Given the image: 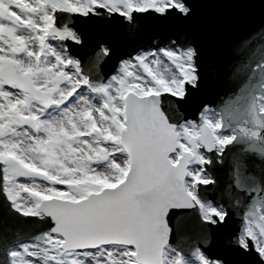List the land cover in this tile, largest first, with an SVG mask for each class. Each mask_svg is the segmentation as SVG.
<instances>
[{
    "label": "snow or ice",
    "instance_id": "obj_1",
    "mask_svg": "<svg viewBox=\"0 0 264 264\" xmlns=\"http://www.w3.org/2000/svg\"><path fill=\"white\" fill-rule=\"evenodd\" d=\"M193 15L0 0V264H264V22L217 51L223 92L197 103L196 42L145 46L140 24ZM101 21L127 50L81 57Z\"/></svg>",
    "mask_w": 264,
    "mask_h": 264
},
{
    "label": "water",
    "instance_id": "obj_2",
    "mask_svg": "<svg viewBox=\"0 0 264 264\" xmlns=\"http://www.w3.org/2000/svg\"><path fill=\"white\" fill-rule=\"evenodd\" d=\"M190 3L194 6V15L189 21L140 22L143 40L145 46L158 39H175L177 34L194 40L201 52L197 61L200 65L201 82L194 98L197 103L203 101L211 104L215 103L223 92L220 76L210 68L217 51L226 42L264 22V0H190ZM122 33V26L115 22L101 21L95 24L91 28L89 40L79 50V55L86 57L89 48L96 41L108 44L113 48L114 54L119 55L127 50ZM194 107V104L186 105L185 115L190 117ZM211 195L210 192L209 196ZM216 243H220L219 238ZM224 254L226 259H234L227 250H224Z\"/></svg>",
    "mask_w": 264,
    "mask_h": 264
}]
</instances>
